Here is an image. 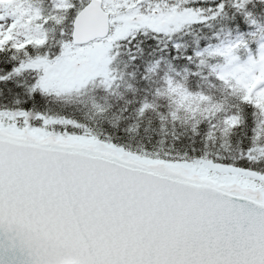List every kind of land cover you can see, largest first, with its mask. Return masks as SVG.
<instances>
[{"label":"snow or ice","instance_id":"obj_1","mask_svg":"<svg viewBox=\"0 0 264 264\" xmlns=\"http://www.w3.org/2000/svg\"><path fill=\"white\" fill-rule=\"evenodd\" d=\"M0 264H264V0H0Z\"/></svg>","mask_w":264,"mask_h":264}]
</instances>
